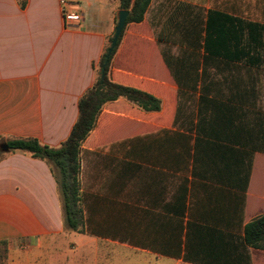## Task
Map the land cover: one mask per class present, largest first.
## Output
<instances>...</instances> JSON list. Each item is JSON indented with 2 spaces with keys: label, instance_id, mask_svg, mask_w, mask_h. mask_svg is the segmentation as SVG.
<instances>
[{
  "label": "crops",
  "instance_id": "obj_1",
  "mask_svg": "<svg viewBox=\"0 0 264 264\" xmlns=\"http://www.w3.org/2000/svg\"><path fill=\"white\" fill-rule=\"evenodd\" d=\"M61 1L81 20L65 26ZM240 9L150 0L125 25L110 79L163 100L156 112L123 98L102 106L79 152L81 232L64 224L50 164L0 151L6 264H264L243 241L264 214V68L249 40L221 47L204 34L215 13L262 23ZM119 10L116 0H0V143L67 138Z\"/></svg>",
  "mask_w": 264,
  "mask_h": 264
},
{
  "label": "trees",
  "instance_id": "obj_2",
  "mask_svg": "<svg viewBox=\"0 0 264 264\" xmlns=\"http://www.w3.org/2000/svg\"><path fill=\"white\" fill-rule=\"evenodd\" d=\"M20 7H24L26 0H17ZM119 9L128 11L127 23H138L143 20V15L150 0H116ZM206 20L204 27L205 36L221 38L219 46H229V41H239L245 38L250 41L257 54L256 61L264 68V24L259 22H244L242 19L224 13H215ZM125 25L117 39L116 46L106 59L105 47L98 62L96 79L78 99V116L73 123L69 135L58 147L42 145L34 138L11 139L5 141L9 150H22L28 152L33 158L45 160L57 169L54 173L59 191L65 226L73 231L81 232L84 224L83 213L80 207V193L78 183L79 152L93 130L97 117L104 104L123 98L143 111H159L161 99L144 90L127 84L113 82L109 77L110 60L122 37ZM199 26V23H197ZM112 37V36H111ZM111 37L108 39L110 42ZM160 40V36L158 37ZM216 43V42H215ZM252 43V44H251ZM215 46V44H213ZM218 46V43H217ZM246 46V45H245ZM101 68L103 76L100 77ZM1 155V152H0ZM243 241L249 247L264 250V214L252 219L243 228ZM0 260L6 264L5 242L0 241Z\"/></svg>",
  "mask_w": 264,
  "mask_h": 264
},
{
  "label": "rangeland",
  "instance_id": "obj_3",
  "mask_svg": "<svg viewBox=\"0 0 264 264\" xmlns=\"http://www.w3.org/2000/svg\"><path fill=\"white\" fill-rule=\"evenodd\" d=\"M247 7H249L250 10L247 11L246 10ZM240 8L241 9L238 12L239 15L247 17L249 19L260 21L264 24V0H240ZM107 45H109V42L107 43ZM132 52H134V49L131 50V47H128L127 50L122 54V57H127V58L132 57V56H128ZM133 58H134V56H133ZM260 74L262 75L263 83H264V73H260ZM159 98L161 100H163L161 94H160ZM128 123L129 122L124 120L121 123V126L127 128V129L135 128V125L128 124ZM52 169H53L54 173L57 174V169L54 166H52ZM0 251H1V248H0ZM152 262L153 261H150L149 264H152ZM0 264H2L1 260H0Z\"/></svg>",
  "mask_w": 264,
  "mask_h": 264
},
{
  "label": "water",
  "instance_id": "obj_4",
  "mask_svg": "<svg viewBox=\"0 0 264 264\" xmlns=\"http://www.w3.org/2000/svg\"><path fill=\"white\" fill-rule=\"evenodd\" d=\"M127 15H128V11L124 9H120L117 13V21L114 27L113 35L111 37V40L109 42V45L106 51V59L109 56V54L112 52L114 47L116 46L117 39L125 25ZM102 76H103V68H101V73H100V77ZM7 150H8V147L6 143H0V151L5 152Z\"/></svg>",
  "mask_w": 264,
  "mask_h": 264
},
{
  "label": "built area",
  "instance_id": "obj_5",
  "mask_svg": "<svg viewBox=\"0 0 264 264\" xmlns=\"http://www.w3.org/2000/svg\"><path fill=\"white\" fill-rule=\"evenodd\" d=\"M65 2L61 1V11H62V20L65 26H69L72 23L78 22L81 20L82 16L80 13L67 11L65 7Z\"/></svg>",
  "mask_w": 264,
  "mask_h": 264
}]
</instances>
